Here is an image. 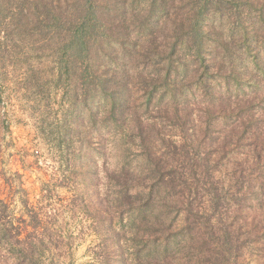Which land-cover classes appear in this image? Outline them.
<instances>
[{"label": "rangeland", "instance_id": "obj_1", "mask_svg": "<svg viewBox=\"0 0 264 264\" xmlns=\"http://www.w3.org/2000/svg\"><path fill=\"white\" fill-rule=\"evenodd\" d=\"M117 1L123 4L124 16L129 22L137 23V14L141 19L148 14L150 0ZM165 1L166 9L154 24V41L167 44V38L174 34L171 30L181 23L184 33L178 36L188 44L182 60L185 58L194 68L190 55L192 25L205 0ZM242 2L244 0H225L223 5L228 7L217 4L210 7L204 25L210 21L216 26L218 37L222 35V44L228 40L231 23L240 21L232 12L241 9ZM216 8L222 10V14L216 13ZM0 36L4 40V34ZM53 36L54 32L45 35L33 28L23 38L17 37V45L13 46L14 42L8 37L5 38L7 45L0 47V264L133 263L132 249L123 247L127 243L120 235L123 227L128 226L127 215L123 217L118 213L119 205L115 208L118 185L107 175V170L125 165L148 181L137 121H133L132 112H128L125 121L115 120L105 98H100L98 92L95 96L89 95L93 85L92 69L86 63L76 61L79 78L65 71ZM146 36L151 34L144 33L143 37ZM143 37H139L138 42L135 37L130 38L126 45L125 42L121 46L114 43L112 55L103 53L104 58H97L99 69L127 68L128 74L134 76L136 56L145 44ZM222 56L228 65L227 53ZM149 68L153 69L149 65L146 70ZM226 70L216 74L217 89L223 96L222 110L217 112L212 108L210 114L205 113L207 99L199 90L191 89L195 79L193 72H189V79L184 83L194 95L187 96V105L199 120L195 121L197 127H189L184 132L172 123L168 114L158 113L154 105H149L142 113L136 111L142 114V120L155 121L159 126V136L155 139L158 151L167 139L178 145L185 143L190 156H186V162L191 168L186 174L193 181L200 179L196 195L177 186L178 180L173 187L165 183L156 187L152 205L156 213L164 212L169 217L174 230L182 225L187 199H192L195 212L204 211V207L211 210L206 194L210 183L226 191L224 203L221 199L219 209L211 213L214 212L217 219L225 213L231 216V166L240 160L251 165L254 162L251 146L235 143L233 147L231 144L233 117L238 126L243 119L247 122L248 114L243 103L231 95V74ZM250 88L241 91L239 97ZM130 89V104L139 109L142 99L134 77ZM256 96L259 97L258 93L253 98ZM235 103L238 110L233 108L232 113L231 106ZM257 105L259 111L264 112V99ZM206 119L210 124L215 123L211 130L219 140L214 141L211 135L205 134ZM227 222L231 225V217ZM109 228L111 232H120L119 235L114 232L112 235ZM176 258L186 264V255L181 260ZM243 260L245 264H264V246L249 244Z\"/></svg>", "mask_w": 264, "mask_h": 264}, {"label": "trees", "instance_id": "obj_2", "mask_svg": "<svg viewBox=\"0 0 264 264\" xmlns=\"http://www.w3.org/2000/svg\"><path fill=\"white\" fill-rule=\"evenodd\" d=\"M203 2L192 25L190 55L195 64L193 68L185 58L182 60L183 50L188 44L178 36V33H184L181 23L171 30L174 34L167 38V44L154 41V24L166 9L165 0H150L148 14L142 19L138 14L135 16L137 23L125 19V8L117 0L113 3L111 0H0V34H4L0 47L7 45L5 38L8 37L14 42L13 46L17 45V37L23 38L33 28L45 35L54 32L59 61L65 71H71L73 77L79 78V72L75 71L76 61L86 63L92 69L90 78L93 85L89 95L95 96L94 93L98 92L100 98H105L109 113L115 120L125 121L128 112H132L133 121H137L139 146L148 181L139 178L125 165L107 170V175L118 185L115 208L119 205L118 213L123 217L127 215L128 226L123 227L122 234L113 232L125 237L127 244L122 242L123 247L132 249L133 263L128 261V264H175V261L182 264L175 260V255L179 260L186 255V264H245L243 259L249 244L264 246V112L259 111L257 105L264 99V0H244V6L232 12L240 21L231 23L230 34L226 35L228 40L223 44L216 26L210 21L204 25V20L209 18L211 6H228L223 5L225 0ZM216 10L222 14V10ZM144 33L151 36L143 37ZM134 37L136 42L139 37L145 39L136 56L134 76L128 74L127 68L99 69L98 57L104 58L103 53L112 55L114 43L121 46L125 42L126 45ZM223 53H227L228 65ZM149 65L152 70H146ZM226 69L231 74V95L243 103L248 114L247 122L243 119L242 124L237 123L238 126L235 124L237 119L233 117L231 144L233 147L235 143L251 146L254 162L251 165L240 160L231 166V216L228 213L217 216L221 220L218 221L214 212L211 213L219 209L221 199L224 203L226 191L210 183L206 194L211 210L204 207V211L195 212L192 199H187L182 225L174 230L169 217L164 212L156 213L152 205L156 187L161 183L173 187L178 180L177 186H182L188 194L196 195L200 179L193 181L186 174L191 168L186 162V156H190L185 143L178 145L167 139L162 150L158 151L155 139L160 128L155 121L142 120L141 113L147 111L149 105H154L158 113L168 114L172 123L184 132L189 127H197L195 121L199 120L187 105V96L194 95V91L189 92L184 82L192 71L195 86L191 89L199 90L207 99L205 113L210 114L212 108L221 112L223 96L217 89L216 74ZM133 77L140 88L142 102L139 109L131 106L129 101ZM250 86V90L239 97V93ZM257 93L259 97L253 98ZM254 103L257 104L253 107ZM233 108L238 110L237 103L231 106L232 113ZM136 111H141V115ZM214 124L206 123L205 134L211 135L215 141L219 139L217 135L213 136L214 130L212 132L211 129H214ZM222 137L226 139V136ZM230 217L231 225L227 222ZM109 230L113 235L111 228ZM102 263L98 261L96 264Z\"/></svg>", "mask_w": 264, "mask_h": 264}]
</instances>
